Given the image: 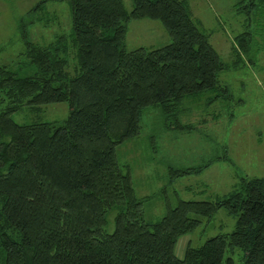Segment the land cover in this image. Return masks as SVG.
Masks as SVG:
<instances>
[{
	"label": "trees",
	"instance_id": "obj_1",
	"mask_svg": "<svg viewBox=\"0 0 264 264\" xmlns=\"http://www.w3.org/2000/svg\"><path fill=\"white\" fill-rule=\"evenodd\" d=\"M51 1L63 0H39L19 22L35 70L21 75L0 64V264H264V177L242 176L223 198L179 200L152 220L116 155L118 144L139 134L149 109L155 121L189 132L195 124L183 118L193 104L202 112L216 104V120L233 97L220 78L227 64L189 0H131L130 10L123 0H65L70 31L48 42L30 39L28 24L58 21ZM245 1L248 17L264 11V0ZM133 18L159 20L170 42L126 49ZM250 38L238 35L244 54ZM61 101L68 114L60 122L11 117L25 105ZM219 208L236 216L234 228L188 243L176 256L179 236Z\"/></svg>",
	"mask_w": 264,
	"mask_h": 264
},
{
	"label": "rangeland",
	"instance_id": "obj_2",
	"mask_svg": "<svg viewBox=\"0 0 264 264\" xmlns=\"http://www.w3.org/2000/svg\"><path fill=\"white\" fill-rule=\"evenodd\" d=\"M37 1L0 0V64L21 75L31 74L35 66L23 54L19 22ZM239 1L190 0L193 16L200 20L201 29L209 33L210 43L227 64L220 78L233 97L221 107L219 119H212L219 109L216 104L205 112L193 104L196 107L183 123L192 122L195 128L184 132L155 121L156 111L149 109L141 117L139 134L115 148L118 161L130 168L135 194L146 196L143 209L147 219L161 218L179 200L226 197L242 176L264 177V11L248 17V2L244 0L237 9ZM123 4L127 10L132 7L131 0H123ZM47 8L58 15V21L48 26L42 22L28 24L30 39L48 42L70 31L68 3L51 1ZM245 31L251 38L249 51L244 54L237 38ZM168 42L170 37L159 20L133 18L127 23L124 45L128 50L157 48ZM67 114L68 103L61 101L34 110L25 105L11 117L18 123L60 122ZM199 166L202 168L197 172L175 175L176 169ZM235 221L236 216L219 208L212 217L203 218L192 231L179 236L174 254L182 257L188 243L197 246L210 236L230 232Z\"/></svg>",
	"mask_w": 264,
	"mask_h": 264
},
{
	"label": "crops",
	"instance_id": "obj_3",
	"mask_svg": "<svg viewBox=\"0 0 264 264\" xmlns=\"http://www.w3.org/2000/svg\"><path fill=\"white\" fill-rule=\"evenodd\" d=\"M189 4H190V0H189ZM190 7H191V4H190ZM191 11H192V14H193V10H192V7H191ZM194 15V14H193Z\"/></svg>",
	"mask_w": 264,
	"mask_h": 264
}]
</instances>
